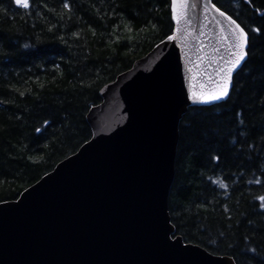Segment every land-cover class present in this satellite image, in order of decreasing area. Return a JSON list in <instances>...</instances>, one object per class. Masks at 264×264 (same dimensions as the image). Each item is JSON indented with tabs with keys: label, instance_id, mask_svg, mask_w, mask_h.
Returning <instances> with one entry per match:
<instances>
[{
	"label": "trees",
	"instance_id": "1",
	"mask_svg": "<svg viewBox=\"0 0 264 264\" xmlns=\"http://www.w3.org/2000/svg\"><path fill=\"white\" fill-rule=\"evenodd\" d=\"M64 2L0 0V203L89 141L100 90L173 31L170 0ZM214 2L249 30V55L226 101L183 115L168 210L184 243L264 264V0Z\"/></svg>",
	"mask_w": 264,
	"mask_h": 264
},
{
	"label": "water",
	"instance_id": "2",
	"mask_svg": "<svg viewBox=\"0 0 264 264\" xmlns=\"http://www.w3.org/2000/svg\"><path fill=\"white\" fill-rule=\"evenodd\" d=\"M189 17L183 35L165 38L100 90L86 115L89 141L0 203V264H235L184 243L168 210L183 115L228 99H186L187 84L200 90L221 47L215 24L199 10Z\"/></svg>",
	"mask_w": 264,
	"mask_h": 264
},
{
	"label": "snow or ice",
	"instance_id": "3",
	"mask_svg": "<svg viewBox=\"0 0 264 264\" xmlns=\"http://www.w3.org/2000/svg\"><path fill=\"white\" fill-rule=\"evenodd\" d=\"M14 2L25 9L30 7L29 0H14ZM62 7L67 10L70 5L65 0ZM193 10H199L203 20L215 24L220 29L221 47L214 49L220 54L207 80L201 84L200 90L198 92L194 90L195 85L191 82L187 84L186 99L193 103L211 104L230 96V89L233 87V74L249 55L250 32L231 15L221 10L214 0H196V2L193 0H170L171 21L175 22L176 28L172 35H166L167 40L174 41L177 34H184V26L191 23L189 12ZM203 26L207 27V25ZM250 31L260 33L262 29L252 28ZM73 35L76 34L73 33ZM161 43L164 41L161 40ZM20 95H24V93L20 92ZM220 187L224 188L225 185L220 183ZM258 199L264 201V196H260ZM173 238L176 239L175 233H173ZM176 243H179L178 239H176Z\"/></svg>",
	"mask_w": 264,
	"mask_h": 264
}]
</instances>
